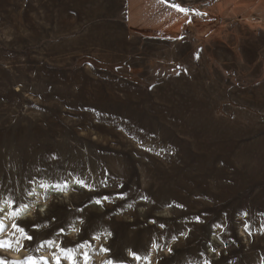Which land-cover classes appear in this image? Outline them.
<instances>
[{
	"label": "rangeland",
	"instance_id": "374dc122",
	"mask_svg": "<svg viewBox=\"0 0 264 264\" xmlns=\"http://www.w3.org/2000/svg\"><path fill=\"white\" fill-rule=\"evenodd\" d=\"M77 6L0 0V264H264L261 139L230 120V60L197 52L196 22L185 56L135 51Z\"/></svg>",
	"mask_w": 264,
	"mask_h": 264
},
{
	"label": "crops",
	"instance_id": "0c3cea01",
	"mask_svg": "<svg viewBox=\"0 0 264 264\" xmlns=\"http://www.w3.org/2000/svg\"><path fill=\"white\" fill-rule=\"evenodd\" d=\"M71 1L79 5L75 18L80 21L73 24L89 25L92 19L102 25H124L126 36L134 35L135 51L150 40L168 44L169 50L173 43L180 45L185 56L191 44L189 25L196 22L197 52H205L207 47L215 60H230V67L215 71L220 87L229 89L230 120L237 136L261 139V145L254 148L264 161V5L239 10L233 0ZM84 3L88 5L82 6ZM193 3L197 12L190 10ZM132 26L150 32H131ZM253 120L259 123L254 125Z\"/></svg>",
	"mask_w": 264,
	"mask_h": 264
},
{
	"label": "trees",
	"instance_id": "16d2710c",
	"mask_svg": "<svg viewBox=\"0 0 264 264\" xmlns=\"http://www.w3.org/2000/svg\"><path fill=\"white\" fill-rule=\"evenodd\" d=\"M130 30H133V31H137V32H143V33H147V32H150L149 29H145V28H140V27H129ZM159 33H161L160 31H158Z\"/></svg>",
	"mask_w": 264,
	"mask_h": 264
},
{
	"label": "snow or ice",
	"instance_id": "6c2138e0",
	"mask_svg": "<svg viewBox=\"0 0 264 264\" xmlns=\"http://www.w3.org/2000/svg\"><path fill=\"white\" fill-rule=\"evenodd\" d=\"M16 213H13V215H15ZM0 230H2V227H0ZM5 246H10V245H7L6 242L4 241H0V247H5Z\"/></svg>",
	"mask_w": 264,
	"mask_h": 264
}]
</instances>
